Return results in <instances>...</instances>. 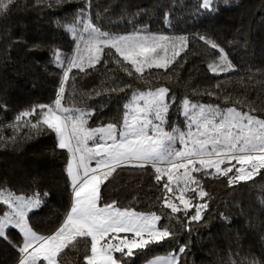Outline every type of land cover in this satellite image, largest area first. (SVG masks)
<instances>
[{"label":"snow or ice","instance_id":"obj_1","mask_svg":"<svg viewBox=\"0 0 264 264\" xmlns=\"http://www.w3.org/2000/svg\"><path fill=\"white\" fill-rule=\"evenodd\" d=\"M66 2L51 0L47 7ZM35 3L42 5L45 0ZM218 3L219 0H197L195 7L204 13H215ZM223 3L227 5L229 0ZM16 4L17 0H0V17H7ZM92 5L93 0H83L71 21L57 24L70 34L74 48L71 54L58 48L50 52L51 62L61 69L53 101L34 104L16 114L13 122L0 123V147L17 144L20 133L27 128L23 139L50 135L55 148L67 153L64 171L69 205L62 221L47 234H41L31 225V214L44 207L50 193L33 187L17 194L0 182V240L17 253L16 264H64L66 250L79 253L81 244L79 264H132L136 256L146 259V264H181L188 244L176 241V237L184 231L191 233L192 223L205 220L209 209L211 196L202 180L223 179L227 186L235 187L261 176L264 119L252 114L254 108H222L193 102L188 96L178 100L176 95H169L168 87L137 90L131 82L115 78L114 86L104 91L125 93L127 97L126 89H133L130 97L108 122L90 124L97 109L106 107L112 96L96 106L80 107L74 101L68 102L66 86L73 69L85 73L97 65L107 69L115 63L129 77L142 80L151 69L167 72L189 47L187 35L151 32L143 25H133V30L126 33L105 30L99 14L93 20ZM163 19L165 26L170 25L169 13ZM198 39L217 54L207 64L209 73L220 76L237 71L214 39L206 35H199ZM257 71L264 75V67ZM247 72L251 79L252 68ZM216 84L219 87V81ZM206 94L216 95L211 91ZM92 95L101 93H90L89 98ZM174 105L183 117V126L170 123L169 113ZM6 108L0 103V110ZM4 128L12 129V135H3ZM147 168L153 170L155 185L161 191L157 197L161 211L138 210L117 200L104 201L102 188L118 170ZM12 230L18 232V241L11 239ZM260 241L259 252L241 250L228 256L223 264H264V235ZM165 243L169 251L163 256L155 255L154 246ZM149 255L154 258L147 259Z\"/></svg>","mask_w":264,"mask_h":264},{"label":"trees","instance_id":"obj_2","mask_svg":"<svg viewBox=\"0 0 264 264\" xmlns=\"http://www.w3.org/2000/svg\"><path fill=\"white\" fill-rule=\"evenodd\" d=\"M50 2L45 0V4L37 5L35 0H17L7 17H0V103L7 105L0 110L2 124L13 122L16 114L34 104L51 103L55 97L61 69L51 62L50 52L58 48L71 54L74 48L70 34L57 24L71 21L75 10L83 6V0H67L47 7ZM196 3L197 0H93V20L99 14V22L105 30L126 33L133 30V25H143L151 32L187 35L189 47L167 72L151 69L142 80L129 77L115 63L107 66L112 69L110 72L101 65L85 73L73 69L66 86V100L80 107L96 106L112 96L111 102L102 110L98 108L89 121L90 124L101 120L106 123L122 108L133 90L126 89L127 97L125 93L104 91L113 87V80L119 78L131 82L137 90L168 87L169 95H176L178 100L188 96L193 102L217 104L222 108L235 106L242 111L254 108L256 111L252 114L264 119V75L257 71L264 67V0H229L227 5L219 0L215 13L198 11ZM166 12L170 14L168 26L163 19ZM199 35L214 39L224 48L237 71L220 76L209 73L207 64L217 54L198 39ZM248 68H252L251 79ZM209 91L216 95H207ZM95 92L101 95L89 98V94ZM176 118L183 126V117L174 105L169 119L173 122ZM27 131L25 128L20 133L17 144L0 147V182L17 194L33 187L50 193L44 207L31 214L30 219L34 230L47 234L62 221L70 201L64 171L67 153L55 148L50 135L23 139ZM3 135L11 136L12 129L4 128ZM202 183L211 196L209 209L205 220L192 223L191 233L184 231L176 237V241L188 244L181 264H223L228 256L241 250L259 252L260 236L264 235V170L255 181L235 187L227 186L223 179L204 178ZM102 195L107 202L117 200L138 210L161 211L157 202L161 191L155 185L151 168L118 170L102 188ZM10 237L13 241L20 239L16 230L10 232ZM154 248L155 255L169 251L167 243ZM80 249L79 253L66 250L64 264H79L82 244ZM16 256L17 253L0 240V264H16ZM151 257L154 256L149 255L147 259ZM145 261L136 256L132 264Z\"/></svg>","mask_w":264,"mask_h":264},{"label":"rangeland","instance_id":"obj_3","mask_svg":"<svg viewBox=\"0 0 264 264\" xmlns=\"http://www.w3.org/2000/svg\"><path fill=\"white\" fill-rule=\"evenodd\" d=\"M173 122H178V119L176 118L175 120H173ZM170 123H172L171 121H170ZM234 163V162H233ZM160 256H163V255H160ZM154 257H151L150 259H153ZM143 264H146V261L143 263Z\"/></svg>","mask_w":264,"mask_h":264}]
</instances>
